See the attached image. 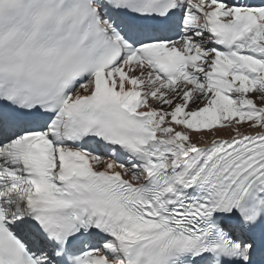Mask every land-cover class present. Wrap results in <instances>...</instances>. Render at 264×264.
Wrapping results in <instances>:
<instances>
[{
	"label": "snow or ice",
	"instance_id": "snow-or-ice-1",
	"mask_svg": "<svg viewBox=\"0 0 264 264\" xmlns=\"http://www.w3.org/2000/svg\"><path fill=\"white\" fill-rule=\"evenodd\" d=\"M0 264H264V0H0Z\"/></svg>",
	"mask_w": 264,
	"mask_h": 264
}]
</instances>
